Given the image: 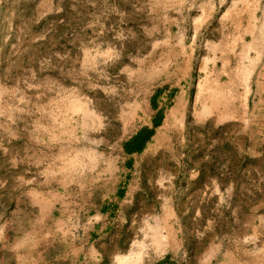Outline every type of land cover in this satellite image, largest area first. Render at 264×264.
Wrapping results in <instances>:
<instances>
[{"label": "rangeland", "instance_id": "rangeland-1", "mask_svg": "<svg viewBox=\"0 0 264 264\" xmlns=\"http://www.w3.org/2000/svg\"><path fill=\"white\" fill-rule=\"evenodd\" d=\"M198 16L178 0H0V264H199L219 233L236 264L260 263L264 74L249 125L217 120Z\"/></svg>", "mask_w": 264, "mask_h": 264}, {"label": "crops", "instance_id": "crops-1", "mask_svg": "<svg viewBox=\"0 0 264 264\" xmlns=\"http://www.w3.org/2000/svg\"><path fill=\"white\" fill-rule=\"evenodd\" d=\"M178 1L186 11H199L191 23V43L196 42L198 34L199 57L206 60V71L214 75L211 81L217 83L215 95L217 100L220 97L223 111L217 120L222 124L249 125L251 94L257 75L264 74V0ZM229 172L231 169H224L223 174L229 176ZM219 184L232 190L236 182L229 178L224 183L217 181ZM228 238L233 241L234 236L219 233L206 242L199 264H236ZM247 256L248 264H256L255 251H249ZM259 261L264 264V255Z\"/></svg>", "mask_w": 264, "mask_h": 264}, {"label": "trees", "instance_id": "trees-1", "mask_svg": "<svg viewBox=\"0 0 264 264\" xmlns=\"http://www.w3.org/2000/svg\"><path fill=\"white\" fill-rule=\"evenodd\" d=\"M157 126H159L158 120L153 122V128H156ZM151 134H152L151 131L147 129H142L130 141L124 144L123 146L124 152L128 155L141 152L146 142L150 138Z\"/></svg>", "mask_w": 264, "mask_h": 264}, {"label": "bare ground", "instance_id": "bare-ground-1", "mask_svg": "<svg viewBox=\"0 0 264 264\" xmlns=\"http://www.w3.org/2000/svg\"><path fill=\"white\" fill-rule=\"evenodd\" d=\"M118 263H119V264H135L136 261H131V262H129L128 260H124V259H122V260H120Z\"/></svg>", "mask_w": 264, "mask_h": 264}]
</instances>
